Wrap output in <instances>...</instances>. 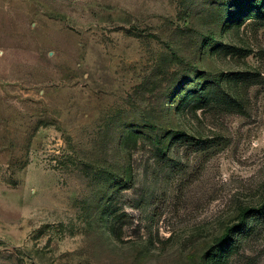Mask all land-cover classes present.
Returning <instances> with one entry per match:
<instances>
[{"label": "rangeland", "instance_id": "1", "mask_svg": "<svg viewBox=\"0 0 264 264\" xmlns=\"http://www.w3.org/2000/svg\"><path fill=\"white\" fill-rule=\"evenodd\" d=\"M251 10L0 0V264H264Z\"/></svg>", "mask_w": 264, "mask_h": 264}, {"label": "trees", "instance_id": "2", "mask_svg": "<svg viewBox=\"0 0 264 264\" xmlns=\"http://www.w3.org/2000/svg\"><path fill=\"white\" fill-rule=\"evenodd\" d=\"M252 2H253V10L247 12V14L244 16V18H241L239 20H236V19H233L232 16H229V19L232 18L231 21H233V22H236L237 21V23L240 24V25H242L246 21L247 17H251L252 16V17H257V18L264 19V0H261V1H259V0H252ZM254 10L257 11L255 14H253L254 13ZM215 84H217V85L220 86L221 80L219 79L218 81H215ZM223 99H224V102L229 101L231 103V101H232V103H236L234 105L232 103L231 104H228L229 106L238 107V105H239L238 102H236L234 99L229 98L228 96L224 97ZM251 214H256L258 217H264V206H262L260 208H257V209L244 210L242 212V214H241V218H240L239 223L237 225L233 226L232 228H230L224 234V236H222L221 240H222V242L224 244L229 239V234L231 232L245 230L247 218ZM221 257H222L221 259H223V256H221Z\"/></svg>", "mask_w": 264, "mask_h": 264}]
</instances>
